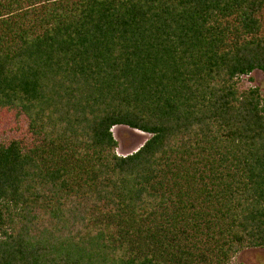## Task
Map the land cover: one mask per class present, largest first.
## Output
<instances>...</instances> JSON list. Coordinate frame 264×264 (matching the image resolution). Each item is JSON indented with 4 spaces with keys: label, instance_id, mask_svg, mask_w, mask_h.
I'll use <instances>...</instances> for the list:
<instances>
[{
    "label": "trees",
    "instance_id": "16d2710c",
    "mask_svg": "<svg viewBox=\"0 0 264 264\" xmlns=\"http://www.w3.org/2000/svg\"><path fill=\"white\" fill-rule=\"evenodd\" d=\"M264 0H0V264H231L264 249ZM150 134L119 155L114 126Z\"/></svg>",
    "mask_w": 264,
    "mask_h": 264
},
{
    "label": "rangeland",
    "instance_id": "374dc122",
    "mask_svg": "<svg viewBox=\"0 0 264 264\" xmlns=\"http://www.w3.org/2000/svg\"><path fill=\"white\" fill-rule=\"evenodd\" d=\"M264 22V15H263ZM264 34V28H263ZM239 88L248 89L250 87H259L264 96V75L259 70H254L250 74L242 75L239 78ZM115 127V126H114ZM113 127V135L118 141L116 153L126 155L135 151L141 146L150 134L140 135L139 133L123 126ZM231 264H264V249L263 248H245L237 253L231 261Z\"/></svg>",
    "mask_w": 264,
    "mask_h": 264
},
{
    "label": "bare ground",
    "instance_id": "6f19581e",
    "mask_svg": "<svg viewBox=\"0 0 264 264\" xmlns=\"http://www.w3.org/2000/svg\"><path fill=\"white\" fill-rule=\"evenodd\" d=\"M115 127H117V126H115ZM132 130H134L135 132L139 133L140 135H143V136L145 135V132H142V131H139V130H136V129H132Z\"/></svg>",
    "mask_w": 264,
    "mask_h": 264
}]
</instances>
